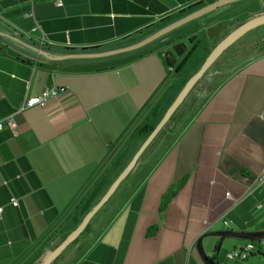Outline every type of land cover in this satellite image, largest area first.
Here are the masks:
<instances>
[{"label": "crops", "instance_id": "obj_1", "mask_svg": "<svg viewBox=\"0 0 264 264\" xmlns=\"http://www.w3.org/2000/svg\"><path fill=\"white\" fill-rule=\"evenodd\" d=\"M214 1L0 0V121L15 124L0 129V264H42L79 225L199 69L181 78L193 56L203 63L212 49L211 30L248 17L247 1L101 58L49 60L2 35L55 57L101 53L137 44ZM216 71L50 264H202L195 251L202 234L264 229V183L257 182L264 51ZM53 87L66 91L43 108L22 109ZM218 243L203 241L214 264H264L259 253L227 258L248 241L224 239L211 254Z\"/></svg>", "mask_w": 264, "mask_h": 264}, {"label": "water", "instance_id": "obj_2", "mask_svg": "<svg viewBox=\"0 0 264 264\" xmlns=\"http://www.w3.org/2000/svg\"><path fill=\"white\" fill-rule=\"evenodd\" d=\"M238 1H247L243 7V10L246 11L248 17L243 20L241 23L236 25L235 27L224 28L223 26L218 27V34L216 36H211L210 41L212 42V49L209 51L208 55L205 57L203 63L199 67V69L189 77L186 81L180 92L177 94L176 98L172 102V104L167 108L163 117L157 123V125L152 129L149 135L145 138L142 145L136 151V153L131 158L130 162L123 169V171L118 175L115 181L110 185L106 193L102 196V198L97 202V204L85 215L79 225L69 234L67 237L58 245L55 249H53L44 259L42 264H50L52 260L61 253L65 248H67L71 243H73L80 234L85 230L90 220L94 217V215L100 210V208L109 200V198L114 194L118 186L121 182L131 173V171L135 168L140 156L145 151V149L151 144L157 134L162 130V128L166 125V123L170 120L174 112L179 108V106L186 99L190 91L194 88V86L203 78L205 73L211 68V66L217 61V59L222 55V53L231 47L234 43H236L241 37L245 34L264 27V0H215L212 3L201 7L192 13L180 18L179 20L163 27L158 30L154 34L150 35L143 41L125 47L121 49H116L107 52L101 53H88V54H70L62 57H55L50 55L40 47H35L32 45H28L18 39L11 38L7 35H2L8 39H11L18 43L19 45L31 50L39 56L45 57L49 60H65V59H79V58H101L112 55H117L125 52H129L131 50H135L140 48L157 38L195 20H198L218 9L234 4ZM264 237V229L258 231H250V232H231V231H214L207 232L202 234L195 242V251L197 256L202 264H214V259L208 255L203 248V241L208 238H217L218 244L211 251V254H215L218 250L220 243L224 239H235L241 241H256Z\"/></svg>", "mask_w": 264, "mask_h": 264}, {"label": "built area", "instance_id": "obj_3", "mask_svg": "<svg viewBox=\"0 0 264 264\" xmlns=\"http://www.w3.org/2000/svg\"><path fill=\"white\" fill-rule=\"evenodd\" d=\"M56 4L59 7L62 6V3L60 1H57ZM65 91L66 89L64 88H56V87L43 89L37 95L28 97L27 99H25L22 109L31 108V107L43 108L47 100H49L50 98H55L60 93H63ZM4 125L7 126L11 130L15 127V124L11 118L5 121H0V129H2ZM257 182L259 184L264 183V169L261 175L258 177ZM10 204L13 207H17L18 202L16 199L12 198L10 200ZM1 213H2V208H0V218H1ZM227 224H228L227 222H224V225H227ZM255 253L264 255V237L257 240L256 242H249L239 249L231 250L227 254V258L231 260L245 261L249 256Z\"/></svg>", "mask_w": 264, "mask_h": 264}, {"label": "rangeland", "instance_id": "obj_4", "mask_svg": "<svg viewBox=\"0 0 264 264\" xmlns=\"http://www.w3.org/2000/svg\"><path fill=\"white\" fill-rule=\"evenodd\" d=\"M251 34L247 35L245 39L243 38L241 41L234 43L231 47L226 49L222 55L217 59V61L211 66V68L205 73L203 78L195 85V87L191 90L190 94L186 98V100L183 102V104L177 109V111L173 114L171 120L169 121L168 125H173L179 119L184 116L196 103L197 99L199 98V95L206 92V89L204 88V84L209 82L212 79V75L217 69H222L223 65L228 62L230 56L232 55V52L235 51L238 47H240V43L243 41V43L252 42L253 37L250 36ZM256 41V40H255ZM254 42V41H253ZM259 43V41L257 42ZM256 43V44H257ZM200 55V54H199ZM202 63V59H199L198 54L192 57V59L189 61L187 66L182 69L181 71V78H187L189 77L193 71L200 66ZM204 91V92H203ZM104 209V208H102Z\"/></svg>", "mask_w": 264, "mask_h": 264}, {"label": "flooded vegetation", "instance_id": "obj_5", "mask_svg": "<svg viewBox=\"0 0 264 264\" xmlns=\"http://www.w3.org/2000/svg\"><path fill=\"white\" fill-rule=\"evenodd\" d=\"M242 21H240L239 23H241ZM218 27H219L218 25L215 26L211 30L209 36H216L218 34ZM249 34H251L250 36L253 37V39H255L256 41L255 40H252V42H248L247 44L246 43H243V41H242L240 43L241 46L238 47L235 51L232 52V55L230 56L228 62L223 65V68L222 69L227 68L229 65L237 64V63L243 61L244 59H246L248 57L256 56L260 52H263L264 51V27L255 29V30H253V31L245 34L237 42L241 41L243 38L245 39V37L247 35H249ZM258 41H259V43H257ZM218 74H220V73H218V71H216V74L212 75V78L218 76Z\"/></svg>", "mask_w": 264, "mask_h": 264}, {"label": "trees", "instance_id": "obj_6", "mask_svg": "<svg viewBox=\"0 0 264 264\" xmlns=\"http://www.w3.org/2000/svg\"><path fill=\"white\" fill-rule=\"evenodd\" d=\"M171 194H172V191H169V192H167V194H165V196L163 197V199L161 201V208H164L167 205V202H168ZM149 234H152V229L149 230Z\"/></svg>", "mask_w": 264, "mask_h": 264}]
</instances>
